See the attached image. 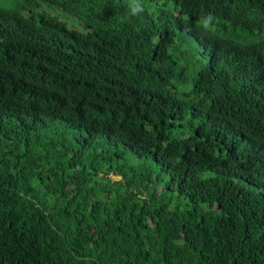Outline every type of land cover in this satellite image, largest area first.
<instances>
[{"label": "trees", "instance_id": "trees-1", "mask_svg": "<svg viewBox=\"0 0 264 264\" xmlns=\"http://www.w3.org/2000/svg\"><path fill=\"white\" fill-rule=\"evenodd\" d=\"M18 1L0 264H264V0Z\"/></svg>", "mask_w": 264, "mask_h": 264}, {"label": "rangeland", "instance_id": "rangeland-1", "mask_svg": "<svg viewBox=\"0 0 264 264\" xmlns=\"http://www.w3.org/2000/svg\"><path fill=\"white\" fill-rule=\"evenodd\" d=\"M18 3H19L18 0H0V6L6 7V8L14 7V6H16ZM52 13H53L55 16L59 17L60 19L65 20V21L68 23V25H69L70 27H73V26H74V25H73V23H74L73 18L70 17L69 15H67L66 13H64V12H60V11H55V10H53ZM104 148H105V149H108L109 147L106 146V147H104ZM111 178H112L113 180H118L117 177H111Z\"/></svg>", "mask_w": 264, "mask_h": 264}, {"label": "clouds", "instance_id": "clouds-1", "mask_svg": "<svg viewBox=\"0 0 264 264\" xmlns=\"http://www.w3.org/2000/svg\"><path fill=\"white\" fill-rule=\"evenodd\" d=\"M136 11L137 9L134 8L133 12L135 13ZM215 19L216 18L211 13H207L201 17L200 23L205 30H212V28H214Z\"/></svg>", "mask_w": 264, "mask_h": 264}]
</instances>
